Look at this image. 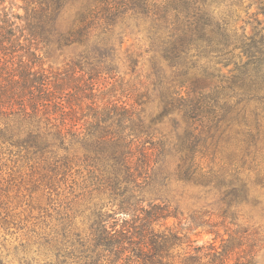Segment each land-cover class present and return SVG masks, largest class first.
<instances>
[{
	"label": "trees",
	"instance_id": "1",
	"mask_svg": "<svg viewBox=\"0 0 264 264\" xmlns=\"http://www.w3.org/2000/svg\"><path fill=\"white\" fill-rule=\"evenodd\" d=\"M152 1L22 0L19 13L0 0V152L15 155L16 173L40 193L22 211L0 193V224L27 230L13 251L21 264L255 263L262 237L237 222L235 207L249 201L253 184L264 187V165L244 167L253 183L203 159L216 154L209 143L217 133L212 87L258 102L256 93L264 92V79H255L258 57L238 67L234 54L223 63L232 50L213 7L264 0H177L172 8ZM136 8L150 21L148 46L123 58L116 40ZM68 47L79 49L76 57L46 66L42 49ZM179 115L208 124L198 130L191 122L185 137ZM169 117L173 129L156 127ZM171 159L181 181L219 192V219L146 199L163 190L165 183L154 185ZM203 230L214 240L199 243Z\"/></svg>",
	"mask_w": 264,
	"mask_h": 264
},
{
	"label": "rangeland",
	"instance_id": "2",
	"mask_svg": "<svg viewBox=\"0 0 264 264\" xmlns=\"http://www.w3.org/2000/svg\"><path fill=\"white\" fill-rule=\"evenodd\" d=\"M115 1L118 5L122 6L128 3L132 7L139 3V0ZM6 3L13 5L16 12L24 13V10L20 7L23 4L22 0H7ZM152 3L168 8L175 7L170 6V4H178L177 0H153ZM213 8L214 14L219 20L217 23L222 25V28L227 27V30H223L222 34L225 41L230 45L229 50H232L230 55L223 58V63H228L229 61H226V58L234 54L236 56L233 61L238 63V67L244 65L249 57H258L260 59L258 65L262 64L263 66L258 69L260 71H257L259 76H255V79H259V82H255L261 85L262 79H264V6L250 4V2H245L242 5H231L230 2H224L214 5ZM136 10L128 11L124 22L123 35L116 40L117 52L123 58L129 52H141L148 46L147 35L150 21L145 19L143 14H138L139 11H143L141 8H136ZM63 50L62 52L58 50L47 52L45 48L42 49L41 52L45 55L46 66H62L68 60L76 57V53H79V49L76 47H68ZM144 61L146 66L143 68L146 71L148 68L147 56ZM127 67H129L128 64L121 66V72L124 73ZM235 67L236 65L232 63L226 66L224 72L230 73L228 70ZM127 78H129V75ZM256 92L257 90L254 93ZM240 93L242 94L234 92L232 96V90L227 89L225 85H214L212 87L208 100L216 111L212 125L217 126V129H215L217 133L209 138V143L216 154L214 157H205L203 161L206 162L205 165L214 164L217 167L224 164V167L228 168L232 179L235 181L237 179L240 181L248 175L250 179L251 177L253 179L251 182L256 183L254 182L256 177L253 171L246 173L243 169L249 165H264V92L261 95L260 91L256 93V96L261 99L259 102L248 101V95L243 92ZM228 94L231 96L230 98L226 96ZM151 110L156 114L157 111L154 106ZM193 121L198 130H203L208 124L206 117L202 118L200 116L188 120V118L179 115V131L183 136L187 137L189 135L188 124ZM249 125L252 127V133L248 132ZM156 127L169 131L174 128V122L169 117L162 124H157ZM250 134L251 136H249ZM248 151H251L250 155H246ZM15 159V155L12 153L0 152V193L3 195V200L8 202L10 207L17 206L15 210L22 211L29 209L28 203L36 201L40 193L39 191L31 192L32 185L28 183L25 177L23 178L22 175L16 173L18 163L15 162ZM174 165L175 162L171 159L168 167L163 170L158 178L160 183L154 185L156 189L162 182L165 183L160 186L163 190L161 192L148 191L145 194L146 199L166 200L185 215H189L195 210H201L211 213L214 219H219L218 213L221 211L218 203L219 192L214 189L206 193L200 189V186L196 185L195 181H181L178 175L174 173ZM235 208L238 212V223L243 226L249 224L259 229L262 240L258 243V252L254 264H264V187L253 184L249 201L241 202ZM173 222L174 219H171L170 223ZM200 230L198 229V231ZM26 231L24 227H17V229L12 227L8 231L7 227L5 229L0 224V264H21L13 251ZM221 233H224L223 229ZM199 238V243L213 241L215 235L206 233L203 230ZM216 239L219 244L221 238L217 237Z\"/></svg>",
	"mask_w": 264,
	"mask_h": 264
}]
</instances>
